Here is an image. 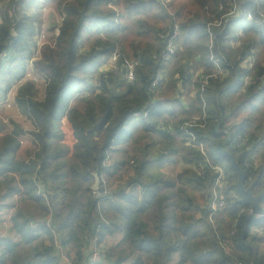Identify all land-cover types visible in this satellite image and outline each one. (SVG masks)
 <instances>
[{
    "label": "trees",
    "instance_id": "obj_1",
    "mask_svg": "<svg viewBox=\"0 0 264 264\" xmlns=\"http://www.w3.org/2000/svg\"><path fill=\"white\" fill-rule=\"evenodd\" d=\"M113 2L67 0L60 4L62 7L66 3L56 46L44 47L42 59L36 63V68L49 79L46 98L44 102L29 107L20 103L25 106V113L32 115L39 129L35 133L36 141L40 144L37 161L41 163L37 185L42 182L55 186L54 194L49 193L52 214L47 201L36 195L37 186L33 179L36 165L17 161L16 153L20 147L17 137L22 134L17 127L4 137L0 145V181H8L10 195L23 188L25 195L39 205L42 213L48 215L44 221L52 215L54 231L41 224V231L46 232L49 240L63 233L61 240L65 245L79 248L83 244L75 231V224H78L77 229L81 234H88V243L98 225L103 224L99 214L100 205L109 199H96L91 188L95 183V174L101 182L104 175H113L114 171L111 172L104 163L112 152L121 153L131 144L130 162L134 165V174L121 188L119 198L125 203H119L120 208L114 207V211L122 213L124 245L146 257L136 258L133 264H167L173 262L176 254L181 256L178 264L190 261L195 264H237L239 260L248 264H264V233L252 231L254 228H264V216L258 218L257 215H249L250 208L242 204L238 193L236 171L227 158H219L217 153V147L227 143L228 134L234 137L247 133L251 140L250 150H238L232 143L225 149L246 172V187L254 185L255 195L264 194V157L259 169L252 171L246 167V161L252 154L264 149V130L254 132L252 129L259 119L257 115L263 114L260 104L264 102V82L260 89H254L255 85L246 88L244 80L248 73L241 67L245 59L253 55L256 64L251 75L264 76V19L259 14L260 10L264 11V0L247 2L244 9L253 14V19L230 23L219 40L220 50L226 58L224 63L231 64L235 71L227 68L220 82L214 81L213 89L228 97L239 94L245 88V102L230 108L224 103V98L217 99L207 94L216 108V118L209 131L205 135L200 134L214 166L224 164L222 160L227 161L224 167L229 185L223 191L227 207L219 213V226L216 227L222 238L229 232L235 233L233 239L237 255L233 256L219 249V241L209 222L216 174L202 153L196 147L187 145L182 150V160L189 166L199 168L204 172L203 176L189 169L175 180H169L162 172L174 163L165 152L180 150L177 145L183 136L179 129L183 120H179V117L181 114L187 115L174 97L178 91V80L185 74V81L191 82V76L185 71L189 66L187 59L201 53L207 56L209 38L205 34V26L211 20L212 13L206 8L211 4L217 5L219 0H183L180 7L174 1L170 4L174 17L167 13L159 0H119V13L115 9L105 11V6H111ZM34 7V0L30 4L24 0L13 1L9 6L10 9H17L16 15L20 18L14 22L9 16L0 23V68L5 60L2 54L10 47L19 53L16 58L28 50L27 41L32 39L34 24L39 20V15H30ZM128 21L136 25L130 34H126L128 28L125 24ZM176 23L181 28L176 42L177 54L164 63L161 55ZM239 32H242L241 35ZM94 34L108 37L102 39L100 36L96 45L88 50L87 42ZM236 42L241 45L234 49L232 44ZM113 57L118 60L119 74L102 73L101 67ZM128 62L137 64L133 83H126L124 77ZM167 70H170L171 83L167 81ZM159 73L164 75V79L157 89H152L151 84ZM175 77H178L177 81ZM209 91L212 92L211 88H208ZM74 94L88 96L82 98L86 103L83 111L71 106ZM162 97L166 99L159 100ZM145 110H149L147 119L136 120L133 125V116ZM65 119L72 134L74 157L70 172L76 182V190L67 185V163L64 162L67 153L60 146L65 138ZM177 119L179 122H174V130L167 126L170 120ZM141 133L144 135L142 141ZM182 142L185 143L184 140ZM17 177L20 184L14 187ZM128 190L130 193L127 194ZM83 191L88 194L79 202V193ZM262 206L264 208V200ZM147 213L154 215L153 221L142 220ZM224 214L226 226L223 225ZM32 221L30 214L22 209L17 211L14 231L24 243L16 245L12 241H5L7 247L3 260L7 257L10 264H58L53 256L54 247L33 245L40 235L31 230ZM27 245L34 249L32 259L28 252L19 253L20 248ZM237 258L239 260H235ZM104 260L101 264H123L125 259L119 256L114 263L108 262L106 257Z\"/></svg>",
    "mask_w": 264,
    "mask_h": 264
},
{
    "label": "rangeland",
    "instance_id": "obj_2",
    "mask_svg": "<svg viewBox=\"0 0 264 264\" xmlns=\"http://www.w3.org/2000/svg\"><path fill=\"white\" fill-rule=\"evenodd\" d=\"M13 1L19 2L20 0H0V17L2 18V22L5 18H7L9 16L12 17V20L14 22L19 21L20 17L18 15H16L17 9H13V8L10 9L9 8V6L12 4ZM24 1H26V3H28V4H30L32 0H24ZM42 1H44V2L42 3ZM113 1L114 2L112 3L111 6H105V7H107V9L105 11H107L109 9H113V10L115 9L119 13L120 11L117 7V3L119 0H113ZM182 1L183 0H176V5L178 7H180ZM34 2H35V7L31 11L30 15L31 16L39 15L38 16L39 20L37 22H35V24H34V35H33L32 39L27 41L28 50L25 51L23 56L19 55V58L18 57L16 58V56L19 53L17 54V52L15 51V49L13 47H10L8 50L3 52V54H2L5 56L4 57L5 60L1 64L4 63L3 67L6 66V72L4 71L3 74H0V91H1L0 92V98L5 99V103L7 106L8 105L7 104L8 95H10V97H11L10 99H12V101H13V107L11 108L10 103H9L10 106H7V107L4 106L5 108L0 107V145L2 144L4 137L8 133H13L15 130H17V128H18V130L23 132L24 127L27 125L29 126V123L33 126V128H36V130H37L36 133H38V131H39V129L35 125V122L32 118V115L28 112L25 113V111H24L25 106L24 105L21 106L20 103H25L27 105V107H29L31 104H37V103L44 102V100L46 98L47 87L49 85V79L44 73L40 72L36 68V63L42 59V53H43L44 47L49 46L51 48L52 47L54 48L56 46L57 39L60 36V30L63 26L64 6L66 3L62 7L60 4L63 2H67V0H46V1L45 0H34ZM213 7H214V5L211 4L209 6V10H207V11L212 13V18L208 23L214 21L218 17V15L216 14V11L213 10ZM28 13H30V12H28ZM261 13L263 14L264 11L260 10L259 14H261ZM151 22L154 24L155 21L152 20ZM125 25H127V28H128V30L126 31V34H130V32L135 30L136 25H134L132 23V21L126 22ZM100 36L101 35L94 34L88 40L87 45H86V47H88V50L91 49L94 45H96V43L99 39H101V38L105 39L108 37L106 35H103L100 38ZM209 46H210V40H209ZM219 48H220V46H219ZM181 50H183V49L181 48ZM222 56L223 57L225 56V55H223L222 50L214 52V58L215 59L220 58ZM196 57H197V60H196ZM117 61H118L117 58L113 57L111 60H109V62H106V64H104L103 67H101L102 73L106 72V73H112L114 75H118L119 74V67H118ZM187 61L189 62V66H186L185 71L188 72L189 75L191 76L190 77L191 82L185 81V74H184V76L180 75L181 76V88L183 90V93H182L183 95H181V105L183 107V110L187 113V115L181 114V117H179V120L180 119H181V121L183 120V122H181L180 126L182 127L184 124L191 123V122H198V123L206 122L205 130H202L200 133L202 135H205L209 131V128L214 124V122H215L214 118H216V108L212 105V102L209 100V97L207 96V94L208 95L210 94V97L216 96L217 99H219V97H221V99L223 100V98H224L225 99L224 103L226 105H228L230 108H234V107L238 106L240 103L241 104L244 103L247 94L245 93L246 91L244 90L243 92H240L239 94L229 95L227 97V95H224V93H222V92H220L221 93L220 94V93L214 91L213 86H212L214 81L220 82V80H219L218 76H216L215 67L211 64V53H209V51H208L207 56L205 53H203V54L201 53V54H197L192 59H187ZM225 61H226V58L224 57L223 63ZM108 63L110 65H108ZM234 71H235V69H234ZM166 74H167L168 83H171L170 70H167ZM177 79H178V77H175L176 81H177ZM257 83L258 84L255 85L256 87L254 89H258V88L260 89L261 84H263L260 82H257ZM208 88L209 89L211 88L212 92H210V91L208 92ZM175 93H176V96H174V97L176 99H178L177 90ZM219 94H220V96H219ZM6 95H7V97H6ZM83 97L87 98L88 96H86L85 94H80L79 96L74 94L72 97L73 99H72L71 105L74 102L75 103L74 107H76L79 111H83V109L86 105L85 101L82 100ZM174 97H172V98H174ZM165 99L166 98H164V97L159 98V100H165ZM5 103H4V105H5ZM0 106H1V102H0ZM11 110H13L16 113V116H12L9 114L8 111H11ZM261 110L263 111V114L260 116H259V114L257 115V119H258V117H259V119L256 122V125L254 126V128H252L254 132H261L262 130H264V109H261ZM19 115H21L23 117V122L20 124H16V122L14 120L17 121V119H18L17 116H19ZM179 120L178 119L176 121L170 120V123H168L167 126H169L172 130H174V128H175L174 122L178 123ZM135 124H136V120H133V125H135ZM261 128H263V129H261ZM63 134L65 135V138H64V140H62L60 142V146L62 148H64L66 153H67V155L64 158V162L67 163L65 171L68 175L67 179L70 182L69 188L72 190H76L77 185H76L75 180L72 178V175L70 172V164L72 163L73 157H74V149L72 146V134L70 131V126L68 125V122L66 121V119H65V122L63 125ZM142 136H144V135L141 133L140 134V140L141 141H142ZM183 140L185 141V143L182 142ZM19 143H20V141H19ZM37 143H38L39 148H40L39 142H37ZM204 145H205V150H206V144H204ZM20 146H21V143H20ZM186 146H187V144H186L185 137L181 136V141H179L178 145H177V147H180L179 149L181 151L175 150L171 153L165 152L166 155L169 154V156L173 158V162H174L172 165L166 167L162 171V172L165 171V173L167 172V174H166L168 177V178L166 177L167 179L175 180L176 175H178L180 173L183 174L186 170H189V169L197 172L199 176L204 175V172L200 171L199 168L194 167V166L188 167L187 164L184 163V161L182 160V150ZM19 149H20V147H19ZM131 153H132V145H128L125 148H123L121 153H119V154L117 153V159L120 162L121 161L125 162L127 160V158L131 157ZM113 154H114V152L111 153V157L107 158L108 162L104 163V166L107 168H110L111 172H113L115 170V172H114L115 174L113 173V176L110 177L109 180L107 178H105V183L108 187L107 190H108L109 194L112 192V194H110V197L107 201V203L114 202V203L110 204V206H109V208L111 207L112 210H114V207L120 208L119 203H125L124 200L119 198V194L121 193V188H123V187H119V186H122L125 183V179L123 178V175L125 173V170L126 171L129 170V167H127V169H124L123 167H119V170H118V168L116 169L117 162L113 161L114 160V158H112ZM263 154H264V149H261V152H259V154H257L258 158L260 159L259 168L263 165V157H264ZM206 155L210 161V164L212 166H214L213 161L211 160V157H210V153H208L207 150H206ZM16 158H17V153H16ZM36 158H37V155H36ZM219 158H222V156H220ZM222 161L224 162V164L222 163V165L220 164L219 166L224 169L225 174H226V182H227V185H229V179H227V172H226V169L224 167V165L227 164V161H224V160H222ZM26 164L36 165V169H34L35 175H34L33 179L39 178L41 163H39L38 161L33 162L32 160L31 161L29 160L28 162H26ZM115 164H116V166H115ZM131 166L132 167L134 166L133 163H131ZM7 182L8 181H4V180L0 181V195L5 190H7ZM84 185L86 186L88 184H84ZM101 185H102V182H101ZM112 185L117 186V189L113 190ZM49 186L51 187L52 194H54L55 186H52V185H49ZM83 189H85V187H83ZM72 193H74V191H72ZM114 193H115V195H114ZM85 194L87 195L88 193H85L84 191L79 193V202H82V198L85 196ZM69 200H71V196H69ZM31 202H34V201H31ZM37 206H39V205H37ZM23 209H25V211L28 213H34L33 212L34 209L30 203H27V205ZM170 210H173V209H170ZM40 213H42V211ZM99 214H102L106 218V220H108V222H110V223L111 222L112 223H119V220H121V217H122V213H120L118 211H114L113 213L111 212V214H107V213L105 214L104 212H102V209H101ZM37 216H39L38 212H37ZM219 218H220V216H218L217 219H215L216 225H217V221ZM222 218H224V221H225V224H223V225L226 226L225 214ZM142 220L153 221L154 215L147 213L143 216ZM77 226H78V224H76V226H75V231L78 232L79 236L83 240L82 243H84V244L87 243L86 238H87L88 234H84V235L81 234L80 231L77 229L78 228ZM217 226H219V225H217ZM257 230H259L258 233H264V228H262V227L258 228V229L254 228V230H252V231L255 233V231H257ZM230 233L231 232H229L226 235V237H228V235ZM44 237L49 239L47 234H45ZM73 246L75 247V245H73ZM182 246L183 245H181V247ZM32 249H33L32 247H22V249H20L19 253L27 254V252H28L29 257L32 259L33 253H34V249H33V253H32ZM235 251H236V245H235V247H234V249L230 255L231 256L237 255V253ZM135 253H136V251H135ZM176 256H180V254H176ZM139 257H143L144 259H146V257L143 255H140ZM235 260H239V259L237 258ZM180 261L178 258H176L175 261L168 262L167 264H178ZM238 262L245 263L242 260H239ZM33 264H35V263H33ZM187 264H195V263L190 261ZM245 264H248V263H245Z\"/></svg>",
    "mask_w": 264,
    "mask_h": 264
},
{
    "label": "built area",
    "instance_id": "obj_3",
    "mask_svg": "<svg viewBox=\"0 0 264 264\" xmlns=\"http://www.w3.org/2000/svg\"><path fill=\"white\" fill-rule=\"evenodd\" d=\"M258 0H219V3L213 8L214 11H216V14L218 17L208 23L206 25V35L208 36L210 40V46H209V53H211V64L215 67L216 69V76H218L219 79L223 78L225 74L227 73V68L231 67L232 69L233 66L229 64L228 62L223 63L222 60H224V57H220L215 59L214 58V52L220 51L219 48V40L221 35L225 32L226 28L230 23L233 22H241L245 19L251 21L253 19V14L250 12L245 11L244 5L247 2H254ZM159 2L165 7L167 13L174 17L175 14L171 11L170 9V4L172 0H159ZM206 10H209V7L206 8ZM261 18L264 19V13L260 14ZM2 22V18L0 17V23ZM181 33V28L178 23L174 24L172 31L170 32V36L167 40L166 47L164 51L162 52L161 55V61L164 63L169 62L174 56L177 54V46L176 42ZM5 57L4 55H2ZM244 64H246V71H247V76L245 77L244 80V85L245 87H250L253 85H257V82L263 83L264 82V76H252L250 75L251 72L253 71L255 64H256V59L255 57L249 56L248 58L245 59ZM4 65V64H3ZM136 63L135 62H128L125 70H124V77L125 81L127 83H133L135 81V68H136ZM4 68V69H3ZM4 71L6 72V66H2L0 68V74H3ZM164 75L163 74H158L157 77L153 80L151 84L152 89H157L160 83L163 81ZM1 92V91H0ZM4 99L0 98V102L4 103ZM153 106V104H152ZM149 114V110H145L139 113H136L133 117L135 120H141L142 118L147 119ZM206 128V122L198 123V122H191V123H186L182 127L180 126V132L182 135L185 137V140L187 142L188 146H194L196 147L202 155L206 158L209 167L213 169V171L216 174V182L212 191V200L210 204V215H209V221L211 225L213 226V229L216 233L217 239H218V244H219V249H221L225 254L230 255L235 247L234 239L233 237L235 236L234 232H231L228 237H221V234L219 233L216 224H215V219L219 215V213L223 212L226 207H227V201L224 195V190L227 187V182H226V174L223 168L220 166H212L210 164V161L206 155V150H205V145L204 142L201 140L200 133L202 130H205ZM250 136L246 133L244 135H236V136H231L228 134V142L231 141V143L238 149V150H250L251 149V140L249 138ZM108 160L105 162L107 163ZM260 164V159L258 156L254 153L252 154V157H250L246 161V167L249 170H256L259 167ZM38 180L35 179V184L37 185ZM108 187L105 183V181H102V185L100 189L96 192H94V195L96 199H102L105 197H110V194L108 192ZM39 196L43 197L51 210L52 214V206L50 204V195L38 191ZM250 216L253 215V212L250 209ZM264 215H257L258 218H262ZM100 218L103 224H99L96 230L94 231V234L89 238L88 243H86V248L88 249V257L86 260V264H101L105 260L104 258L106 257V252L105 249L100 242V231L103 227V225L109 226L108 220L100 214ZM52 215L44 222V226H46L49 230H53V223H52ZM55 234V232H54ZM56 235V234H55ZM57 243V244H56ZM56 248L59 249L60 255L64 261V264H74L72 259L70 258L68 252L64 250V248L59 244L58 240L56 241ZM237 264H245L243 262H238Z\"/></svg>",
    "mask_w": 264,
    "mask_h": 264
},
{
    "label": "crops",
    "instance_id": "obj_4",
    "mask_svg": "<svg viewBox=\"0 0 264 264\" xmlns=\"http://www.w3.org/2000/svg\"><path fill=\"white\" fill-rule=\"evenodd\" d=\"M174 1H176V0H172V2H174ZM241 33L242 32H239L240 35H241ZM205 34H206V30H205ZM240 45H241L240 42H236V43L232 44V47L235 49V48L240 47ZM244 62L241 64V67L246 69V64H244ZM108 65H110V64L108 63ZM242 90L244 91L245 89L243 88ZM182 93H183V90L181 88V80H180V81H178V91H177V97H178L180 104H181V95H183ZM6 97H7V95H6ZM10 98H11L10 95H8V100L6 99L7 104H8L7 106H10L9 105V103H10L11 108H12L13 107V101ZM4 103H5V101H4ZM4 103H1L0 107H4V106L7 107L6 103H5V105H4ZM74 104L75 103L73 102V104L71 106L74 107ZM260 106H261V109H264V102L261 103ZM8 112L10 115L16 116V113L13 110L8 111ZM17 118H18L17 121L14 120L16 122V124H20L23 122V117L21 115L17 116ZM36 132H37L36 128H33V126L29 123V126L27 125L24 127V130H23L21 136H19L17 138L18 141H20V143H21L20 149L17 151V161L18 162L26 163L29 160L30 161L32 160L33 162L37 161L36 155H37V152L39 151L40 148H39V145L36 141V137H35ZM128 145H131V144H128ZM259 152H261V150H256L255 154L257 155V154H259ZM117 153L118 152H114V154L112 155V158H114L113 161L117 162V166L115 164L116 169L118 168V170H119V167H123L124 169H127V167H129V170H127V171L125 170V173L123 175V178L125 179V183L122 186H119V187H124L126 185V183L133 176L134 168L131 166L130 158H127V160L125 162H123V161L120 162L117 159ZM170 158L173 159L172 157H170ZM187 166L189 167V165H187ZM114 172H115V170H114ZM163 173H164L165 177H167V175H166L167 172L165 173V171H164ZM180 174H182V173H180ZM180 174L176 175V178ZM112 176L113 175H104V177H102V181H105V178H107L109 180L110 177H112ZM19 180H20V178L17 177L16 183L14 184V187L19 186V184H20ZM40 184L41 185H39V186L36 185L37 186V194L36 195L38 197H41V196H39L38 191H42V192L50 195L49 193L51 192V187L49 185L47 186L45 183H42V182H40ZM67 185L68 186L70 185L69 180H68ZM112 189L113 190L117 189V186H113ZM10 193H11V191L7 188V190H5L0 195V264H3V261H5V264H10V261L8 260L7 257H5V260H3V258H4L3 254L6 251V247H7L5 241H12V243H14L16 245H22L24 243V240L19 235H17V233L14 231V218H15V215H16L18 210L22 209L25 211V209H23V208L27 205V203H30L34 209V211H33L34 213H28L25 211L26 213L30 214L33 217V221L31 222V226H30L31 230L34 231V233L36 235H40L39 239L37 241H35L33 243V245L38 246V247H42V246L54 247L53 256L55 255V259L57 260V263L58 264H64V261L60 255L59 249L56 248V244H57L56 241L58 240L59 244L61 246L63 245L62 247L64 248V250L66 252H68V254H69V256L72 259L74 264H86V260L88 257V249L85 247L86 244L82 243L83 245L79 248L74 247L73 245H65L63 243V240H61L63 233L62 234L60 233V236L58 235L59 237H55L54 240H49L46 237H44L46 232L41 231L42 230L41 229L42 228L41 222H43L44 219L48 215H45L44 213H40L41 211H40L39 206H37L38 204H36L35 202H31L32 201L31 199H30L31 201L29 200V198L25 195V191L23 190V188H21V190L19 192L15 193L14 195H10ZM126 193L127 194L130 193L129 190L126 191ZM114 195H115V193H114ZM50 201H51V198H50ZM112 203H114V202H112ZM112 203L103 202L100 205V210L102 209V212H104L105 214L106 213L111 214V212L113 213L114 210H112L111 207L109 208L110 204H112ZM46 204H47V202H46ZM49 210H50V208H49ZM37 212L39 213V216H37ZM75 226H76V224H75ZM100 239H101L103 247L105 248V252L107 255L106 259L108 262L111 261L112 263H114V261H116V259L119 256H122L125 259L123 264H133L134 261L136 260V258H138L141 255L139 252H136V253L132 252L130 249L127 248L126 245H124L125 244V242H124L125 224L122 221V218H121V220H119V223H112V222L110 223L109 222V226L102 227V229L100 231ZM26 247H31V246L27 245ZM20 249H22V247ZM121 253L123 255H119ZM107 257H109V258H107ZM176 258H178L179 261L181 260V256L174 257L175 260H176ZM175 260H173V261H175Z\"/></svg>",
    "mask_w": 264,
    "mask_h": 264
},
{
    "label": "water",
    "instance_id": "obj_5",
    "mask_svg": "<svg viewBox=\"0 0 264 264\" xmlns=\"http://www.w3.org/2000/svg\"><path fill=\"white\" fill-rule=\"evenodd\" d=\"M231 141L227 143H221L217 147V153L219 156L225 157L230 161L231 167L236 171L238 177V193L241 198L242 204L249 207L254 215H264V208L262 202L264 200V194L255 195L254 194V185L246 187L247 175L246 172L242 169L240 164L234 159L233 155L226 150V146L230 144ZM101 187V179L98 175L95 174V183L92 186V191L96 192Z\"/></svg>",
    "mask_w": 264,
    "mask_h": 264
}]
</instances>
